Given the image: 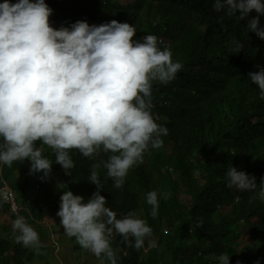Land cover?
I'll list each match as a JSON object with an SVG mask.
<instances>
[{
    "label": "trees",
    "instance_id": "trees-1",
    "mask_svg": "<svg viewBox=\"0 0 264 264\" xmlns=\"http://www.w3.org/2000/svg\"><path fill=\"white\" fill-rule=\"evenodd\" d=\"M59 1L60 5L52 4L56 23L50 26L54 29L69 27L72 18L81 14L102 24L126 22L136 30L133 40L144 31L157 32L167 40L173 62L192 60L191 65H182V71L169 83L152 82V115L160 113L171 123L163 146L149 147L143 162L129 169L122 189L113 187L103 164L98 169L106 206L118 219L134 211L147 221L156 238V248L136 250L134 239L125 243L114 232L110 246L121 250L117 264H218L221 253L229 254V264H240L249 255L256 261L264 260V201L258 196L264 177V100L248 77V73L264 68V40L246 28L257 13L237 21L216 12L214 0H132L126 7L114 0ZM148 1L154 4L149 11ZM259 24L264 27V15H260ZM233 39L244 45L238 53L232 50ZM34 147L44 149L42 155L52 162L51 180L67 185L64 191L82 196L84 203L96 191L90 183L91 166L107 162L112 155L99 151L85 158L78 150H71L74 167L65 175L62 166L55 163L52 149L40 141ZM27 163V159L13 162L11 167L0 163V188L6 184L19 203L29 187ZM231 166L254 176L257 189L241 192L229 188L227 171ZM19 174L24 186L19 183ZM13 176L15 182L11 181ZM53 187L45 201L52 215L61 219L56 213L63 192ZM150 191L158 193L155 219L147 203ZM163 193L169 194L167 199L162 198ZM223 206H228L227 212H222ZM5 207L0 192V209ZM28 209L31 222L42 221L36 199L29 202ZM242 233L252 245L240 249ZM68 239L76 241L75 237ZM44 253L42 246L34 252L15 243L10 234L0 238V264L41 262Z\"/></svg>",
    "mask_w": 264,
    "mask_h": 264
},
{
    "label": "clouds",
    "instance_id": "clouds-1",
    "mask_svg": "<svg viewBox=\"0 0 264 264\" xmlns=\"http://www.w3.org/2000/svg\"><path fill=\"white\" fill-rule=\"evenodd\" d=\"M213 8L237 21L255 11L257 15L248 20L246 28L264 40V27L259 24L264 15L262 0H214ZM52 12L45 0L0 3V163L11 167L27 159L29 174L42 172L46 179L52 162L34 147L37 141L53 150L55 163L65 172L74 167L71 150L85 158L99 151L111 152L107 162L91 166L90 183L96 191L87 202L63 191L56 215L66 236L75 237L79 246L97 258L103 254L109 264H117L110 246L113 233L125 243L134 239L132 246L139 250L152 236V228L134 211L118 219L106 206L98 169L103 164L113 187L122 189L129 169L143 162L149 147L163 146L171 123L160 113L152 115V82L169 83L183 66L173 62L167 40L157 32L144 31L133 40L136 30L126 22L89 25L84 20L74 23V18L69 27L54 29L49 23ZM232 44L234 53L244 48L236 39ZM248 77L264 100V68ZM227 186L241 192L257 189L254 176L232 166L227 171ZM259 188V199L264 201V177ZM168 196L162 194L164 199ZM147 203L155 219L157 191L147 193ZM13 211L17 215L11 227L18 233L14 242L38 249V233L18 214L17 207ZM148 247L156 248V241L149 240ZM217 260L229 264V254L221 253Z\"/></svg>",
    "mask_w": 264,
    "mask_h": 264
},
{
    "label": "rangeland",
    "instance_id": "rangeland-1",
    "mask_svg": "<svg viewBox=\"0 0 264 264\" xmlns=\"http://www.w3.org/2000/svg\"><path fill=\"white\" fill-rule=\"evenodd\" d=\"M119 2L121 5H127L132 0H114ZM164 119V118H163ZM42 154L45 153L44 149H41ZM30 163H27L25 170L29 172ZM24 170V173H27ZM65 175L66 172L63 171ZM20 177V185L24 186V178L22 175H18V179ZM25 177V176H24ZM43 173H35L32 176H26L27 181L29 182V187L26 190V196L22 200L21 205H19V201L17 200V204L23 208L22 216L25 217L26 222L33 227V229L38 233L40 246L44 247L45 253L41 256L43 260L41 262L28 263V264H100V260H104V264H109L107 258L105 256H101V258H97L91 251L82 248L78 245L76 241L70 242L68 236L64 234V229L61 226L59 218H55L52 215L49 205L45 201L46 193H50L53 186H56L60 192L64 191V188H58V186L62 184L55 183L51 180L50 177L46 179H42ZM11 181L15 182V177H11ZM43 185V186H41ZM43 187V188H42ZM54 189V187H53ZM17 199V198H16ZM36 199L39 202L40 209L43 213V219L40 222L30 221L31 217L28 210V204L31 200ZM222 212L228 211V206H223L221 208ZM10 214L14 215L11 211H7L4 208L0 209V238H7L11 235L12 231V221L14 220ZM15 216V215H14ZM16 218V216H15ZM6 230V231H5ZM7 232V233H6ZM18 234V233H15ZM155 240L156 238L152 235L151 237H147L145 239L143 249H147L148 241ZM240 249L252 245L249 240L248 235L242 233L238 240ZM32 251H36L37 248L29 247ZM113 251L118 256V253L121 252L120 249L113 248ZM251 252V250H250ZM248 254V251H247ZM118 260V258H117ZM209 261H215L212 257H207ZM240 264H264V260L256 261L250 255L244 260L240 261Z\"/></svg>",
    "mask_w": 264,
    "mask_h": 264
},
{
    "label": "crops",
    "instance_id": "crops-1",
    "mask_svg": "<svg viewBox=\"0 0 264 264\" xmlns=\"http://www.w3.org/2000/svg\"><path fill=\"white\" fill-rule=\"evenodd\" d=\"M17 2V0H15ZM45 3L53 10V7H52V4H57V5H60V1L59 0H45ZM154 4L150 1L146 2V8L147 10H151L153 8ZM74 18V23L78 20H84V21H87V23L89 25H100L102 24L101 23V20L100 21H94L92 19H90L88 16H86L85 14H81V15H78L76 17H73ZM110 18H107L106 19V22L109 20ZM49 23L50 24H54L56 23V21L54 20V10L52 12V14L49 16ZM183 66H189L192 64V60L190 58H188V60L186 61H182L181 62ZM21 204V203H19Z\"/></svg>",
    "mask_w": 264,
    "mask_h": 264
},
{
    "label": "built area",
    "instance_id": "built-area-1",
    "mask_svg": "<svg viewBox=\"0 0 264 264\" xmlns=\"http://www.w3.org/2000/svg\"><path fill=\"white\" fill-rule=\"evenodd\" d=\"M0 192L2 193V199H3V204L6 206L5 208L7 211H11L15 216L17 215L16 212L13 211L14 206L18 208V214L22 215V210L23 208L17 204V199L12 191L10 190L9 187L6 184H3L0 188ZM29 210V209H28ZM30 214V213H29ZM12 217H15L14 215L10 214Z\"/></svg>",
    "mask_w": 264,
    "mask_h": 264
}]
</instances>
